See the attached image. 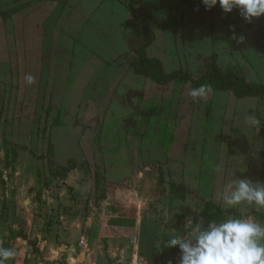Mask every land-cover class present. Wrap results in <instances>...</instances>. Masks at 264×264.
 I'll list each match as a JSON object with an SVG mask.
<instances>
[{"label":"rangeland","instance_id":"obj_1","mask_svg":"<svg viewBox=\"0 0 264 264\" xmlns=\"http://www.w3.org/2000/svg\"><path fill=\"white\" fill-rule=\"evenodd\" d=\"M26 1L0 0V9ZM51 1H61L45 28V42L57 43L58 76L21 88L15 65L0 67V246L25 230L29 241H46L43 251L24 250L36 264H179L180 253L171 257L163 243L207 226L206 204L219 205L234 156L248 154L244 178L264 183V99L218 91L194 102L190 81H176L160 98L130 66L143 42L131 0ZM132 5L136 16L150 15L155 39L147 55L166 72L198 78L216 55L221 69L264 84V15L249 22L238 8L208 10L202 0ZM151 164L161 165L166 182ZM104 180L133 191L98 199ZM167 180L193 194L181 199ZM238 210L261 223L264 207L242 202Z\"/></svg>","mask_w":264,"mask_h":264},{"label":"clouds","instance_id":"obj_2","mask_svg":"<svg viewBox=\"0 0 264 264\" xmlns=\"http://www.w3.org/2000/svg\"><path fill=\"white\" fill-rule=\"evenodd\" d=\"M210 10L219 3L225 12L234 8L240 10L242 17L251 22L253 18L264 15V0H202ZM245 37L240 36L239 42ZM25 82L33 84L35 77L26 74ZM213 91L210 84L193 88L189 95L196 102ZM250 125H258L255 116H249ZM235 175V174H234ZM223 203L234 207L242 202L264 207V183L253 182L248 178H234L226 186L222 195ZM197 226L187 236H172L165 247L179 246V264H264V226L243 218H227L220 222L210 221L207 226ZM12 248L0 246V264L14 259ZM167 264H174L169 260Z\"/></svg>","mask_w":264,"mask_h":264},{"label":"trees","instance_id":"obj_3","mask_svg":"<svg viewBox=\"0 0 264 264\" xmlns=\"http://www.w3.org/2000/svg\"><path fill=\"white\" fill-rule=\"evenodd\" d=\"M42 0H28L24 3L13 5L6 9H0V14L4 21H8L10 17L29 7L33 2ZM130 11L133 18H138L142 27L143 42L136 48V53L138 57L131 61L130 66L136 74L143 75L147 79L153 81L159 88L160 98L163 96H168L173 92V85L176 81L188 82L190 81L193 88H197L202 84H210L213 91L209 93V96L214 95L218 91H230L232 94L238 98H248V97H258L264 99V84L249 81L246 76L240 74L238 71L227 68L225 70L221 69L217 64V57L213 55L212 60L205 64L204 71L198 78H192L187 73L181 70H174L172 72H166L162 62L155 57H150L147 55V47L154 41L155 34L152 31L151 25L152 20L149 14L142 13L138 16L135 15L134 7L132 5V0L130 1ZM173 140V139H172ZM171 140V141H172ZM171 143V142H170ZM168 143L166 144V147ZM165 147V148H166ZM101 148V145L99 146ZM70 165L63 167V169L68 172L74 167V159H70ZM150 167L157 168L160 173V179L162 182H166L165 175L161 165H147ZM169 182L172 190L181 198L184 199L187 194H193L192 190L189 189L184 183H176L173 180H167ZM133 191L132 187L123 182H112L109 180H104L103 185L98 193V199L110 200L113 195H120V193L127 192L131 193ZM119 192V193H118ZM124 195V194H123ZM123 195L119 197V201L122 206L126 207ZM119 203V202H118ZM115 205V204H114ZM208 206V219L214 222H220L227 218H241V214L238 210L234 208L223 209L218 204L214 202H207ZM120 209H123L120 206ZM118 209V210H120ZM124 228L123 230H126ZM130 232V231H128ZM131 234V233H130ZM21 237L27 239V234L23 232H10L9 238ZM168 239H166L167 241ZM32 246L33 251H37L35 241H28ZM171 257H176L179 253V246L165 247Z\"/></svg>","mask_w":264,"mask_h":264},{"label":"crops","instance_id":"obj_4","mask_svg":"<svg viewBox=\"0 0 264 264\" xmlns=\"http://www.w3.org/2000/svg\"><path fill=\"white\" fill-rule=\"evenodd\" d=\"M60 5L61 1L58 2L47 0L40 8L33 9L30 14L26 10L28 9L27 7L13 14L8 21H4L0 14V67H5L6 65H10L11 63L14 64L16 67L17 76H19V86L21 88H23V84L25 82L24 77L26 74H31L35 77V82L33 84H29L31 85V89L32 86H36L37 84H39V82L41 81V76H49L50 74H52V76H58V63L56 62L57 55L54 52L57 47V43L54 45L53 43L48 45L45 42V28L46 23L49 21V19L56 17V9ZM51 9L54 10L52 11ZM8 22L11 26V30L6 29V25L8 24ZM9 35H11L12 41L8 39V37L10 38ZM45 49H51V51L49 50L45 53ZM248 151L249 149L245 150V155L246 153H248ZM234 158L235 161L233 159V163L228 165L227 167V173L225 175V181L223 183L224 185L221 191L220 199L217 202L223 209L234 208L238 210L239 206L237 205L234 207H229L223 203L222 199V195L226 190L228 182L234 178H244L245 175L246 164H248V154L244 156L245 159L237 156H234ZM241 167L243 168V170L239 171L237 168L241 169ZM255 211L257 212V210ZM239 213L243 216V218H245L243 212L239 211ZM258 214L262 218L260 224L264 226V211H261ZM1 222H3V220H1ZM23 233H26L25 230L23 231ZM28 241L29 238L24 239L21 237L8 239V242L10 243L8 248L14 249L16 252V256L14 259L8 260L6 264L37 263L35 255L25 254L24 252V250L27 251L29 249V246H31ZM34 241L36 242V240ZM45 242H37L36 247H39L40 251H43ZM23 243L26 248H23ZM83 244H85L84 241L80 240L78 245ZM66 247L67 246L63 244L58 248L62 250V248L66 249ZM31 250L33 251L32 247ZM45 254L47 255V253L44 252V255ZM28 256L32 259H28ZM79 256L81 257L80 254ZM24 259H27L28 261L26 262L24 261Z\"/></svg>","mask_w":264,"mask_h":264}]
</instances>
